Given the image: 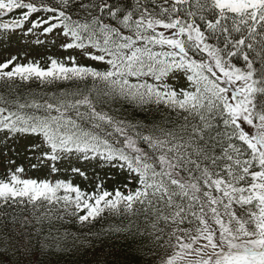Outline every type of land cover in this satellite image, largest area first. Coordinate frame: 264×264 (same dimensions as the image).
I'll use <instances>...</instances> for the list:
<instances>
[{
  "label": "snow or ice",
  "instance_id": "6c2138e0",
  "mask_svg": "<svg viewBox=\"0 0 264 264\" xmlns=\"http://www.w3.org/2000/svg\"><path fill=\"white\" fill-rule=\"evenodd\" d=\"M38 29L43 35L58 30L70 38L65 50L78 49L105 69L67 67L52 59L44 70L39 64L18 65L14 57L0 64V80L91 79L106 85L105 95L163 105L185 113L189 123L164 138L144 135L152 156L127 137L123 148L114 149L100 135V123H92L96 132L85 130L62 110L75 109L83 119L78 109L85 106L90 121L111 126L113 120L97 113L87 96L70 105H44V117L5 115L0 108V131L37 137L32 151L43 149L40 159L52 172L65 159H95L126 169L141 186L128 194L84 195L69 183L21 179L24 169L17 168L7 182L0 181V207L62 202L64 211L73 208L72 215L83 212L78 220L86 224L105 211L135 214L139 206L155 217L154 228L175 226L180 251L165 264H179L188 254L197 257L189 264H264V99L257 101L264 98V0H0V30L30 35ZM218 40L222 46L211 43ZM250 52L259 58L258 73ZM197 53L206 54L207 62L203 55L193 58ZM236 56H242L244 69L229 63ZM181 78L191 91L169 83ZM216 117L222 133L209 132ZM186 224L193 227H181Z\"/></svg>",
  "mask_w": 264,
  "mask_h": 264
},
{
  "label": "trees",
  "instance_id": "16d2710c",
  "mask_svg": "<svg viewBox=\"0 0 264 264\" xmlns=\"http://www.w3.org/2000/svg\"><path fill=\"white\" fill-rule=\"evenodd\" d=\"M80 18L83 19L82 16ZM0 33H8V31L0 30ZM233 35L238 34L233 33ZM211 43L222 46L223 42L218 40ZM201 55L207 62L206 54L197 53L193 55V58L199 60ZM249 56L250 59H256L254 67L258 73L261 67L259 58L251 52ZM45 60L32 64H39L42 69L47 70L52 58L47 59L48 62ZM58 62L67 67L77 66L70 59ZM229 63L237 68H245L242 56L232 57ZM105 67L97 70L103 71ZM174 88L177 91L180 89L191 91L192 85L187 82ZM108 91L109 89L102 82L91 79L52 82H42L35 77L26 81L4 79L0 80V108L5 109V115L18 112L26 116L44 117L47 115L44 105L49 103L57 107L61 104L70 105L87 96L97 113L104 114L113 120L111 126L98 120L90 121L87 115L89 109L85 106L78 109L80 113L85 114L83 119L77 117L75 109L62 110L73 119H77L85 130L96 132L97 130L92 128V123H100V135L106 138L114 149L123 148L127 143L125 139L127 137L135 141L136 147L152 156L156 153L144 143L142 140L144 135L164 138L165 132H179L183 125L189 123L184 120L186 114L183 112L155 103L140 105L115 94L105 95ZM262 99L264 98L257 96L258 103ZM21 104H36L41 107L21 109L18 107ZM190 123L198 124L199 120L190 118ZM211 123L210 133L217 131L222 133L225 130L223 124L219 122V117L212 119ZM118 126L125 129L123 134L116 131ZM108 132H112L113 135L108 136ZM8 135L11 134L0 131V137ZM4 149L6 150L4 155H7V148ZM101 151L106 149L101 147ZM125 151L128 150L125 149ZM3 159L11 161L0 162V181L3 182H7L17 168H23V173L26 174V171H30L29 168L37 166L33 159L27 156L11 154L8 157L3 156ZM100 165L99 169L91 170V174L87 177H81L74 172L62 179L66 180L65 183L78 187L84 195H98L101 190L113 194L119 190L128 194L140 189L138 179L131 172L101 161ZM19 176L21 179L38 182L47 181L48 178L38 173L26 178L23 174ZM98 185L101 186L100 189ZM63 194V191L59 193V195ZM70 195L74 197V194ZM65 207L62 202L56 205L38 203L35 206L28 204L0 207V264H165V261L180 251L175 247L177 241L172 235L175 226L164 227L163 231L160 230L162 225L154 228L152 225L155 217L152 214H145L139 206L135 214L105 211L86 224H81L78 220V216L83 215V212L72 215L70 213L73 208L67 206L68 211H64ZM233 209L238 215L243 214V210L238 205H233ZM220 211L223 212L222 207ZM223 218L227 221L226 216ZM181 227L193 226L186 224ZM190 261L194 262V259L188 254L179 264H189Z\"/></svg>",
  "mask_w": 264,
  "mask_h": 264
},
{
  "label": "rangeland",
  "instance_id": "374dc122",
  "mask_svg": "<svg viewBox=\"0 0 264 264\" xmlns=\"http://www.w3.org/2000/svg\"><path fill=\"white\" fill-rule=\"evenodd\" d=\"M158 31H166L158 29ZM25 30L9 33L6 36L0 37V64L6 61L16 58L15 63L18 65H28L43 60H50L55 58L58 61H65L67 59L75 60L77 65L88 66L94 69L104 68L98 62H93L86 59L78 49L65 50L64 45L70 42V38H65L59 34V31L43 35L41 30H36L33 34L25 35ZM167 34V33H166ZM45 62H48L46 61ZM151 82V81H150ZM186 79H177L169 81L173 87L180 86V84H186ZM246 131H251L250 128H245ZM40 141L37 137L32 135H8L6 137H0V162H11L3 159V156L8 157L11 154H17L27 156V158L33 159L37 166H32L30 171L24 173L25 177L31 174H41L48 177L49 182L56 183L61 182L58 176L62 178L74 173L72 169L78 168L84 175L81 177H87L91 174V170L99 169L101 167L99 160H77L74 157L69 160L65 159L57 163L58 171L52 172L45 162L40 159L43 149L32 151V147L38 144ZM7 148V155H4V148ZM190 258L197 259L194 255H190Z\"/></svg>",
  "mask_w": 264,
  "mask_h": 264
}]
</instances>
